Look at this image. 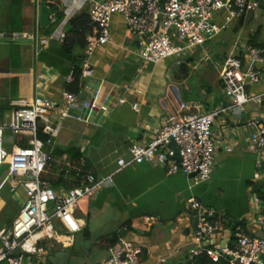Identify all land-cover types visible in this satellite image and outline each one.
Wrapping results in <instances>:
<instances>
[{
	"label": "crops",
	"instance_id": "obj_1",
	"mask_svg": "<svg viewBox=\"0 0 264 264\" xmlns=\"http://www.w3.org/2000/svg\"><path fill=\"white\" fill-rule=\"evenodd\" d=\"M91 2L0 0V31L38 32L51 37L48 44L40 47L19 44L27 46L21 65L10 64V59L0 64V68L22 69L0 72V124L9 121L12 100L47 96L58 107L51 115L55 133L41 138L45 149L52 153L44 177L59 193H66L82 185L89 173L99 177L113 174L112 183L80 201L75 211L82 225L79 232L68 234L57 219L60 242L36 240L38 244L47 243V255L43 256L46 264H50L49 256L58 251L69 252L73 264H100L123 241L143 246L146 264H160L162 259L164 264H187L197 230L188 208L191 197L213 209L223 224L212 236L215 247L232 243V227L241 221L245 233L264 236L259 221L263 203L255 201V197L264 195V175L248 146L255 130L250 121L264 119V97L248 103L243 111L230 109L216 117L213 132L218 144L217 163L207 182L194 185L191 176L183 171L170 174L167 167L149 161L116 171L119 158L131 157L133 144H148L155 130L173 117L189 119L230 104L220 70L231 54L249 62L248 45L264 48L263 29L248 30L257 13L247 25L245 16L204 45L157 63L137 55L140 41L131 35L124 16L114 14L111 40L98 47L91 58L94 75L80 79L81 102H94L96 107L75 108L63 117L62 94L77 63L83 66L80 57L85 55V47L67 51L61 35L67 36L75 15H90ZM41 5L55 9L52 15L56 20L47 29L40 26ZM262 70L261 82L248 86L251 95L264 93V66ZM135 102L140 104L138 111L134 109ZM5 140L6 147L12 150L31 146L33 136L29 132H7ZM4 165L9 170L0 184V230L10 226L24 200L23 185L13 188L9 161L0 169ZM234 187L247 194L242 210L238 198L228 204L223 201ZM212 192L222 202L215 200Z\"/></svg>",
	"mask_w": 264,
	"mask_h": 264
},
{
	"label": "built area",
	"instance_id": "obj_2",
	"mask_svg": "<svg viewBox=\"0 0 264 264\" xmlns=\"http://www.w3.org/2000/svg\"><path fill=\"white\" fill-rule=\"evenodd\" d=\"M257 8L255 0H92L90 17L93 31L87 38L81 78L94 75L91 58L98 47L111 40V23L116 13L124 16L131 35L140 41L137 55L157 63L204 45L234 21ZM55 20L51 15V21ZM21 37L30 38L37 47L48 44L51 38L40 36L38 32L0 31V38ZM65 37L63 33L61 40L64 41ZM246 50L250 55L249 62H245L241 55L231 54L220 70L224 92L230 99L229 105L189 119L173 117L172 121L155 130L148 144H133L131 157L119 158L116 171L149 161L167 167L170 174L183 171L191 176L194 185L207 182L217 163L218 144L213 132L216 117L230 109L243 111L248 103L264 97V93L251 95L248 92L249 85L261 82L264 48L248 45ZM73 79L72 74L68 83ZM62 97L63 109L60 113L63 117L69 116L75 108L96 107L94 102H81L80 92L65 89ZM139 105L135 102L134 109L138 111ZM57 107L52 99L44 95L14 99L9 121L0 124V167L9 161L13 188L24 187V200L18 214L10 226L0 230V263L46 264L43 256L47 255V243L38 244L36 240L46 238L49 242H60L55 225L57 219L64 224L68 234L79 232L82 225L75 211L80 201L92 197L100 188L113 182V174L99 177L89 173L82 185L59 193L44 177L52 153L45 149L38 131L42 129L49 136L55 133L51 115ZM249 124L254 125L255 130L251 133L248 146L256 154V167L264 175V119H255ZM7 132L13 135L29 132L33 143L9 150L5 140ZM173 140L178 150L172 145ZM228 150L231 151V148ZM255 201L263 203L259 221L264 229V195L255 197ZM188 208L198 219L189 261L206 253L214 261L226 258L230 264H264V236L247 234L238 227L232 245L226 242L215 247L212 236L223 228L219 216L195 197L188 199ZM143 254V246L123 241L100 264H146ZM189 261L187 264H190ZM164 262L165 259H162L159 263Z\"/></svg>",
	"mask_w": 264,
	"mask_h": 264
},
{
	"label": "trees",
	"instance_id": "obj_3",
	"mask_svg": "<svg viewBox=\"0 0 264 264\" xmlns=\"http://www.w3.org/2000/svg\"><path fill=\"white\" fill-rule=\"evenodd\" d=\"M60 18V14L58 15ZM93 31V23L90 15L87 12H81L75 15L70 20V29L67 36L64 39V47L67 51H74L76 47L84 48L87 44V38ZM48 32V30H45ZM83 57H80L81 62L83 61ZM82 64L77 63L73 76L74 79L72 82L68 83L67 89L73 92H80V79H81V71ZM38 136L42 139H46V133L43 132L42 129L38 131ZM244 226V221L238 222L233 225V235L236 233L238 227ZM235 236V235H234ZM233 236V237H234ZM235 238V237H234ZM233 243H231L232 245ZM190 264H230L229 260L226 258H222L219 261H214L210 258L206 253H202L198 256H195L192 260L189 261Z\"/></svg>",
	"mask_w": 264,
	"mask_h": 264
},
{
	"label": "rangeland",
	"instance_id": "obj_4",
	"mask_svg": "<svg viewBox=\"0 0 264 264\" xmlns=\"http://www.w3.org/2000/svg\"><path fill=\"white\" fill-rule=\"evenodd\" d=\"M256 13H257V17L255 19H253L248 30L253 29V28L256 29L257 27H261L264 31V9L258 8L256 10ZM231 40L235 41L236 38L233 37V38H231ZM26 48H27V46L19 45V44H10V43L9 44H0V64L6 62L5 60L10 59V64L21 65L20 61H21L22 57L24 56V52H25ZM15 78H17V75L13 76V79H15ZM11 89L13 90L12 87H11ZM9 150H11V149H9ZM8 170H9V168L7 165H4L0 169V184L2 183V181L4 180L6 175L8 174ZM233 189H234V191H231V193L229 191L228 194H226L225 199L223 201L225 202V204L226 203L228 204V203H232V201H234V198H238L240 200L239 210H242V207H244L246 204L244 197H246L247 194H246V192L245 193L240 192V189L237 187H234ZM235 189L237 191H235ZM211 195L218 202H222L221 200L219 201V196H215L214 192H212ZM12 207H14V204Z\"/></svg>",
	"mask_w": 264,
	"mask_h": 264
},
{
	"label": "water",
	"instance_id": "obj_5",
	"mask_svg": "<svg viewBox=\"0 0 264 264\" xmlns=\"http://www.w3.org/2000/svg\"><path fill=\"white\" fill-rule=\"evenodd\" d=\"M258 3V8L264 9V0H255ZM257 8V9H258ZM256 9V10H257ZM256 10H250L246 15V25L248 22L255 16ZM55 13V9L53 7H49L47 5H41L40 6V26L43 29H47L51 24V15ZM1 43H15V44H27L32 43V40L30 38H0ZM22 71V69L19 68H0V72H19ZM172 145L178 150V146L176 142L173 140ZM178 160H181L180 157L177 156ZM198 219L195 218L193 221L194 227L197 229ZM49 262L50 264H73V258L72 255L69 252L66 251H58L55 253H52V255L49 256ZM81 264V263H77Z\"/></svg>",
	"mask_w": 264,
	"mask_h": 264
}]
</instances>
